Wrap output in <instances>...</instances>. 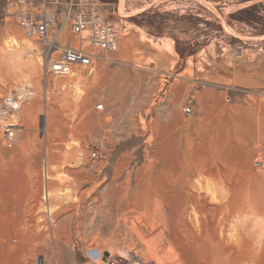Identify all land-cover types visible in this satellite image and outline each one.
Returning <instances> with one entry per match:
<instances>
[{
    "label": "rangeland",
    "instance_id": "1",
    "mask_svg": "<svg viewBox=\"0 0 264 264\" xmlns=\"http://www.w3.org/2000/svg\"><path fill=\"white\" fill-rule=\"evenodd\" d=\"M73 1L116 26L118 49L97 51L92 69L46 76L16 13L62 20L70 0H0V98L33 91L12 147L0 120V264H101L102 253L129 251L176 264L128 199L172 203L174 221L189 200L186 170L213 168L235 169L239 202L264 205V0ZM170 239L189 264L211 243Z\"/></svg>",
    "mask_w": 264,
    "mask_h": 264
},
{
    "label": "bare ground",
    "instance_id": "2",
    "mask_svg": "<svg viewBox=\"0 0 264 264\" xmlns=\"http://www.w3.org/2000/svg\"><path fill=\"white\" fill-rule=\"evenodd\" d=\"M75 42L78 43V37L75 38ZM186 171L187 174L182 178L181 186L182 189L187 190L189 200H186L183 204L184 207L182 206L183 210H181L182 214L180 217L175 218L174 221L168 217L165 207L167 206L169 210L172 211L174 206H171L172 203L168 205L169 203L167 204L164 200L153 201L149 199V201H141L143 202L142 204H137L130 201L131 199H128V209H130L131 213L135 214L134 218L139 222L145 220L147 228L153 231L151 233L152 238L160 236L166 239L174 257L177 259L176 264H189L187 251L170 239V236L176 232L185 234L186 236L190 234L196 238L207 234L211 236L209 250H199L197 252L196 262L193 264H229L230 261V264L234 262L236 264H264V205H256V203H252L247 199L245 201H238L231 182V176L235 174V169L212 168L188 169ZM206 180L216 183L221 191L214 192L212 189L210 190L211 192H209L207 188L208 185L206 186ZM122 189L119 191H122ZM90 194L88 195L90 196ZM119 194H122V192H119ZM144 196L146 197L147 194ZM117 197L119 198L120 196L117 195ZM126 197L127 195H125V198ZM133 197L135 198V196ZM121 199L123 200V198ZM113 208H115V206ZM120 208L122 212L121 215L124 216L125 210H123L122 204ZM86 212L88 213V211ZM172 214L173 212L171 215ZM111 222L113 221L111 220ZM119 224L118 222V225ZM119 226L121 227V224ZM136 226L135 222H132V225L128 224L129 232L132 231H130V229H133V231L135 228L137 229ZM124 230L126 231L125 227ZM137 234L140 235V231H137ZM7 240L9 241V239ZM101 253L100 251V254Z\"/></svg>",
    "mask_w": 264,
    "mask_h": 264
},
{
    "label": "built area",
    "instance_id": "3",
    "mask_svg": "<svg viewBox=\"0 0 264 264\" xmlns=\"http://www.w3.org/2000/svg\"><path fill=\"white\" fill-rule=\"evenodd\" d=\"M74 1L70 0L62 20L55 13L48 11H18L17 20L27 38L38 41L40 48L37 55L44 65L46 76H67L78 66L92 69L95 60L101 53L113 52L118 49L119 31L116 26L102 19L94 12H73ZM70 25V32L67 26ZM66 29V30H65ZM78 37V45L75 38ZM61 38L67 40L63 43ZM59 53L55 56V53ZM34 56L33 52L29 54ZM33 96L27 88L24 92L13 91L0 98V120L3 123V140L7 147H12L17 131L22 125L12 122L17 119L20 105ZM100 108H103L101 105ZM189 113L190 107H184ZM101 264H147L136 252H124L100 255Z\"/></svg>",
    "mask_w": 264,
    "mask_h": 264
},
{
    "label": "water",
    "instance_id": "4",
    "mask_svg": "<svg viewBox=\"0 0 264 264\" xmlns=\"http://www.w3.org/2000/svg\"><path fill=\"white\" fill-rule=\"evenodd\" d=\"M108 253H106L105 255H107Z\"/></svg>",
    "mask_w": 264,
    "mask_h": 264
}]
</instances>
